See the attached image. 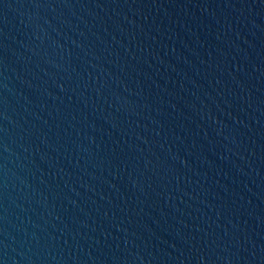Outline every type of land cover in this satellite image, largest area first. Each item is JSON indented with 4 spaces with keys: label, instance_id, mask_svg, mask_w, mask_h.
<instances>
[{
    "label": "water",
    "instance_id": "95a60500",
    "mask_svg": "<svg viewBox=\"0 0 264 264\" xmlns=\"http://www.w3.org/2000/svg\"><path fill=\"white\" fill-rule=\"evenodd\" d=\"M0 264H264V0H0Z\"/></svg>",
    "mask_w": 264,
    "mask_h": 264
}]
</instances>
